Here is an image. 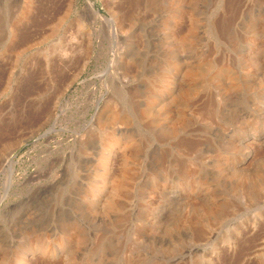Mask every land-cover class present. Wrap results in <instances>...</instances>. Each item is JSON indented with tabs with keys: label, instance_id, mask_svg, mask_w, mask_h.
Listing matches in <instances>:
<instances>
[{
	"label": "rangeland",
	"instance_id": "374dc122",
	"mask_svg": "<svg viewBox=\"0 0 264 264\" xmlns=\"http://www.w3.org/2000/svg\"><path fill=\"white\" fill-rule=\"evenodd\" d=\"M91 1L0 0V264H263L264 0Z\"/></svg>",
	"mask_w": 264,
	"mask_h": 264
},
{
	"label": "bare ground",
	"instance_id": "6f19581e",
	"mask_svg": "<svg viewBox=\"0 0 264 264\" xmlns=\"http://www.w3.org/2000/svg\"><path fill=\"white\" fill-rule=\"evenodd\" d=\"M89 9L90 10H92V11H94V12H96V13H98V11H96L95 10V3L93 2V1H91V0H89ZM169 80V79H168ZM152 99V98H151ZM113 121V120H112ZM261 136H263L264 137V132L263 133H261ZM250 145V144H249ZM7 162H10V157L6 160ZM7 162H5L4 163V165H3V167H2V169H4L6 166H8L7 165ZM10 164V163H9ZM253 254H255L254 252H253ZM264 256V246L263 247H260L258 250H256V255L254 256V257H261V256ZM262 258V257H261ZM261 260V259H260ZM257 261V260H256ZM262 263V262H261ZM260 263V264H261ZM259 264V263H258ZM264 264V263H263Z\"/></svg>",
	"mask_w": 264,
	"mask_h": 264
},
{
	"label": "water",
	"instance_id": "95a60500",
	"mask_svg": "<svg viewBox=\"0 0 264 264\" xmlns=\"http://www.w3.org/2000/svg\"><path fill=\"white\" fill-rule=\"evenodd\" d=\"M54 129V125L51 127V130H53ZM14 156H15V154H14Z\"/></svg>",
	"mask_w": 264,
	"mask_h": 264
}]
</instances>
